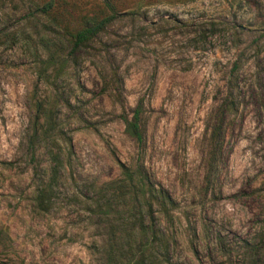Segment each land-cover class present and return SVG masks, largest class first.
I'll return each mask as SVG.
<instances>
[{
    "label": "rangeland",
    "instance_id": "rangeland-1",
    "mask_svg": "<svg viewBox=\"0 0 264 264\" xmlns=\"http://www.w3.org/2000/svg\"><path fill=\"white\" fill-rule=\"evenodd\" d=\"M36 100L52 131L32 158ZM140 100L139 150L122 116ZM50 150L62 167L39 204ZM139 166L166 207L132 199L123 170ZM141 218L160 231L144 253ZM0 264H264V0H0Z\"/></svg>",
    "mask_w": 264,
    "mask_h": 264
},
{
    "label": "trees",
    "instance_id": "trees-1",
    "mask_svg": "<svg viewBox=\"0 0 264 264\" xmlns=\"http://www.w3.org/2000/svg\"><path fill=\"white\" fill-rule=\"evenodd\" d=\"M52 8V2H47L41 7V11L46 13ZM114 19V15H108L90 23L83 27L82 29L76 31L70 35V51L71 55L76 51H80L82 48H86L89 41L95 38L100 32H102L106 26ZM222 99L218 100L216 108L214 111L213 122L208 127L209 130V154L206 166V181L209 180L210 171L215 167V160L218 154L221 153L222 141H223V129L226 116L228 113L234 111V99L235 90H226L222 94ZM46 102L36 100L34 103L36 115L34 118V131L28 139V152L30 156L34 157L35 143L38 136H43L46 140H51V128H49L52 120L47 115V110L45 111ZM144 105L142 100H140L132 114L130 116L123 115L122 120L124 123V129L126 133L134 140L137 147L142 149L145 141V124H144ZM53 150L49 151L50 159L52 162L51 166V176L47 184H43L41 188L37 190L36 201L39 204H45L49 200L48 193L52 191L53 186H55L58 179L60 168L62 167V160L60 158L59 152ZM124 180L127 182V186L130 187L132 199L140 200L141 205H146L147 208L151 209V203L155 201L157 205L161 208L166 207L170 202V198L161 192H155L153 188H150V184L143 172L142 167H137L135 170H130V168L125 167L123 170ZM152 217V213L149 212ZM137 232L141 235L143 239L141 244L136 247V251L143 252L146 251L153 242L151 238L159 234V229H156L153 221L150 224L144 222L141 218L137 224ZM134 241V240H133ZM129 248L132 246L129 244Z\"/></svg>",
    "mask_w": 264,
    "mask_h": 264
}]
</instances>
